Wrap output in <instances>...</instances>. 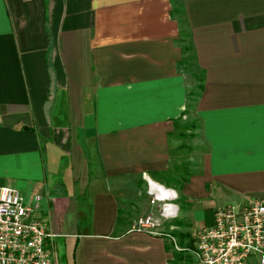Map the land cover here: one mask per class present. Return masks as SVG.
Masks as SVG:
<instances>
[{"label": "crops", "instance_id": "0c3cea01", "mask_svg": "<svg viewBox=\"0 0 264 264\" xmlns=\"http://www.w3.org/2000/svg\"><path fill=\"white\" fill-rule=\"evenodd\" d=\"M150 180L180 195L158 235L133 229ZM0 186L56 264H200L216 210L264 200V0H0Z\"/></svg>", "mask_w": 264, "mask_h": 264}, {"label": "built area", "instance_id": "2783aa9c", "mask_svg": "<svg viewBox=\"0 0 264 264\" xmlns=\"http://www.w3.org/2000/svg\"><path fill=\"white\" fill-rule=\"evenodd\" d=\"M148 195L157 213L139 217L133 229L158 235L162 223L179 217L180 195L151 180ZM36 209L16 189L0 186V264H56L47 222ZM195 255L200 264H248L253 258L264 264V200L218 208L213 225L196 236Z\"/></svg>", "mask_w": 264, "mask_h": 264}, {"label": "rangeland", "instance_id": "374dc122", "mask_svg": "<svg viewBox=\"0 0 264 264\" xmlns=\"http://www.w3.org/2000/svg\"><path fill=\"white\" fill-rule=\"evenodd\" d=\"M187 49L186 52V58L183 63V69L184 72L190 77L191 84H192V109H193V103L196 102L200 89H201V84L203 81V73L202 71L198 68L196 64V60L192 51V47L189 44L188 40L185 41L184 45ZM191 112V111H189ZM183 123L179 124L180 125V132L179 136H181V140H184V144L186 145H191V149L194 150V142L196 138L199 136L198 134V121L194 117H183ZM189 253V252H187Z\"/></svg>", "mask_w": 264, "mask_h": 264}]
</instances>
